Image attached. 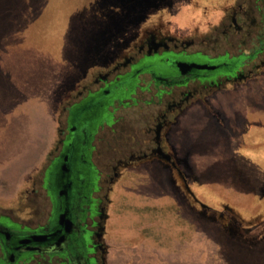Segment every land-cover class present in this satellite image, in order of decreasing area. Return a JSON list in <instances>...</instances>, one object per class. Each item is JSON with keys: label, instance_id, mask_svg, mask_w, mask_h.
Returning a JSON list of instances; mask_svg holds the SVG:
<instances>
[{"label": "flooded vegetation", "instance_id": "1", "mask_svg": "<svg viewBox=\"0 0 264 264\" xmlns=\"http://www.w3.org/2000/svg\"><path fill=\"white\" fill-rule=\"evenodd\" d=\"M155 17L165 22L143 25L129 50H118L117 60L92 70L69 95L54 141L24 172L20 188L6 187L0 173V264H109L107 212L121 176L117 164L137 159L161 172L169 165L185 179L165 146L175 117L264 68V0H174ZM222 69L228 76L215 81ZM94 113L100 122L106 114L115 121L95 135ZM235 214L218 211L215 223L243 225L232 236L236 243L263 244L264 213L258 221Z\"/></svg>", "mask_w": 264, "mask_h": 264}, {"label": "rangeland", "instance_id": "2", "mask_svg": "<svg viewBox=\"0 0 264 264\" xmlns=\"http://www.w3.org/2000/svg\"><path fill=\"white\" fill-rule=\"evenodd\" d=\"M97 1L0 0V173H3L2 184L8 188H20L22 178L26 175L24 172L37 163L44 155L43 148L54 141L63 104L69 106V95L74 93L92 70L98 67L106 69L114 62V58L117 60L116 56L121 52L118 50H129L142 26L148 22L161 21L156 19L155 13L168 2L173 4L174 0H163V4L149 11L142 22L132 23L129 28L133 31L128 33V37L117 41L123 45L116 50L111 48L108 53L91 47L82 33L81 26L87 24L83 22L84 15L95 12ZM199 2L203 4L206 0ZM215 2L221 5L222 0ZM162 21L165 22V18ZM92 48L95 51H91ZM195 60L205 59L195 57ZM242 61L232 64V74L227 83L233 80L231 75L241 70ZM228 74L226 69H222L213 76L217 81L219 77H227ZM263 76L264 68L259 70L255 80L248 85L228 84L223 91H217L189 105L175 117L166 135L165 146L187 180L169 165H165V172L152 168L159 188L173 201L170 206L178 211L177 216L181 218L182 215H190L210 227L211 264H264V242L255 246L258 248L244 246L232 240L234 232L242 229L243 225L238 226L230 219L229 226L222 224L224 227H219L216 224L218 211L234 212L244 220L258 221L263 218L264 110L243 109L250 118L242 114L229 117L212 103L218 100L219 95L226 94L224 100L232 106L257 104V100L240 101L229 95L250 87ZM196 107L202 109L204 118L190 117V111ZM2 109H5L3 114ZM12 109L13 114H9ZM92 121L96 124L99 122L93 129L97 135L101 128L104 130L105 124L109 126L115 119L111 114H106L101 123L98 114L94 113ZM217 155L225 156L231 162L245 194L253 198V209L230 204L213 189L214 180L218 176L209 170L211 166L202 157L215 162ZM142 162L130 159L127 166L134 167L128 170H123L127 166L122 163L117 164V177L121 176L111 186L113 193L110 195L111 203L107 212V228L120 186L134 173L149 168L148 165L141 167ZM197 166L203 174L197 170ZM133 191L139 192L135 188ZM254 208H258L257 213ZM125 226L124 221L121 227ZM179 228L180 224L167 223L162 230L166 233L162 234L170 243L180 234ZM186 238H191V235L185 234L183 239ZM176 241L179 246L180 238H176ZM137 245L132 244L127 251L135 254L138 251Z\"/></svg>", "mask_w": 264, "mask_h": 264}, {"label": "crops", "instance_id": "3", "mask_svg": "<svg viewBox=\"0 0 264 264\" xmlns=\"http://www.w3.org/2000/svg\"><path fill=\"white\" fill-rule=\"evenodd\" d=\"M226 96L219 95L218 100L212 103L229 117L242 114L250 118L243 109L264 110V76L250 87H244L237 93L229 95L240 101L257 100V104L232 106L229 101L224 100ZM189 114L190 117L194 116L197 119L204 118V112L199 107L193 108ZM216 158L215 162H210L206 157H202V160L211 166L209 170L218 176L214 180L213 189L230 204L243 209H253L251 206L253 198L245 194L243 184L231 162L225 156L217 155ZM197 170L200 173L202 171L199 167ZM154 173L152 168L134 173L118 189L107 228V244L111 247L109 264H211L210 227L190 215H182L179 218L178 211L170 206L173 201L159 188ZM134 188L139 192L133 191ZM254 211L257 213L258 208H254ZM124 221L125 228L121 227ZM172 222L175 225L180 224L178 229L180 234L176 237L180 238L179 246L176 238L169 243L162 234L166 233L162 231L163 226ZM185 234L191 235V238L183 239ZM134 243L138 244V251L131 254L127 250Z\"/></svg>", "mask_w": 264, "mask_h": 264}, {"label": "water", "instance_id": "4", "mask_svg": "<svg viewBox=\"0 0 264 264\" xmlns=\"http://www.w3.org/2000/svg\"><path fill=\"white\" fill-rule=\"evenodd\" d=\"M162 4L163 0H98L95 12L84 15L83 22L87 24L81 26L83 37L92 45L91 47L102 52L106 50L108 53L111 48L123 45L117 41L119 38L128 37V33L133 31L129 28L132 23L142 22L149 11L157 9ZM19 16L17 14V18ZM91 51L95 49L92 48Z\"/></svg>", "mask_w": 264, "mask_h": 264}, {"label": "trees", "instance_id": "5", "mask_svg": "<svg viewBox=\"0 0 264 264\" xmlns=\"http://www.w3.org/2000/svg\"><path fill=\"white\" fill-rule=\"evenodd\" d=\"M255 79L254 78H251V79H249V80H247L246 82H243V83H241L242 85H248V83L249 82H251V81H254ZM240 84V85H241Z\"/></svg>", "mask_w": 264, "mask_h": 264}]
</instances>
